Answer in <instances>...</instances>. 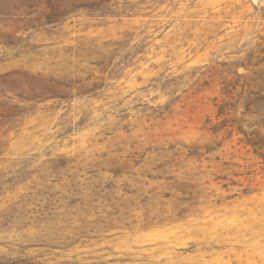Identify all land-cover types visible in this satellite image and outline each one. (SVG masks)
<instances>
[{"label": "rangeland", "instance_id": "obj_1", "mask_svg": "<svg viewBox=\"0 0 264 264\" xmlns=\"http://www.w3.org/2000/svg\"><path fill=\"white\" fill-rule=\"evenodd\" d=\"M0 264H264V0H0Z\"/></svg>", "mask_w": 264, "mask_h": 264}]
</instances>
